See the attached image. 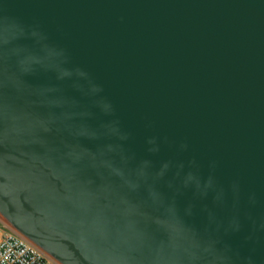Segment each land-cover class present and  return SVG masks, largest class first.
Returning a JSON list of instances; mask_svg holds the SVG:
<instances>
[{
  "label": "water",
  "instance_id": "obj_1",
  "mask_svg": "<svg viewBox=\"0 0 264 264\" xmlns=\"http://www.w3.org/2000/svg\"><path fill=\"white\" fill-rule=\"evenodd\" d=\"M0 215L60 264H264V0H0Z\"/></svg>",
  "mask_w": 264,
  "mask_h": 264
},
{
  "label": "built area",
  "instance_id": "obj_2",
  "mask_svg": "<svg viewBox=\"0 0 264 264\" xmlns=\"http://www.w3.org/2000/svg\"><path fill=\"white\" fill-rule=\"evenodd\" d=\"M0 264H60L0 219Z\"/></svg>",
  "mask_w": 264,
  "mask_h": 264
},
{
  "label": "rangeland",
  "instance_id": "obj_3",
  "mask_svg": "<svg viewBox=\"0 0 264 264\" xmlns=\"http://www.w3.org/2000/svg\"><path fill=\"white\" fill-rule=\"evenodd\" d=\"M0 219H3V217L0 215Z\"/></svg>",
  "mask_w": 264,
  "mask_h": 264
}]
</instances>
